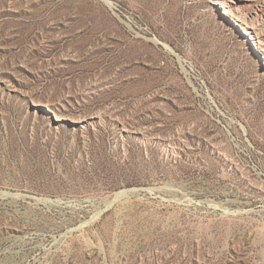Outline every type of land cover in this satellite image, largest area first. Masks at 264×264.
Instances as JSON below:
<instances>
[{
	"label": "rangeland",
	"instance_id": "374dc122",
	"mask_svg": "<svg viewBox=\"0 0 264 264\" xmlns=\"http://www.w3.org/2000/svg\"><path fill=\"white\" fill-rule=\"evenodd\" d=\"M0 264H264V0H0Z\"/></svg>",
	"mask_w": 264,
	"mask_h": 264
},
{
	"label": "water",
	"instance_id": "95a60500",
	"mask_svg": "<svg viewBox=\"0 0 264 264\" xmlns=\"http://www.w3.org/2000/svg\"><path fill=\"white\" fill-rule=\"evenodd\" d=\"M136 192V190H133V191H129V192H127V194L128 195H132V194H134ZM125 195V194H124Z\"/></svg>",
	"mask_w": 264,
	"mask_h": 264
},
{
	"label": "bare ground",
	"instance_id": "6f19581e",
	"mask_svg": "<svg viewBox=\"0 0 264 264\" xmlns=\"http://www.w3.org/2000/svg\"><path fill=\"white\" fill-rule=\"evenodd\" d=\"M127 194V193H126ZM122 195H124V194H122Z\"/></svg>",
	"mask_w": 264,
	"mask_h": 264
}]
</instances>
